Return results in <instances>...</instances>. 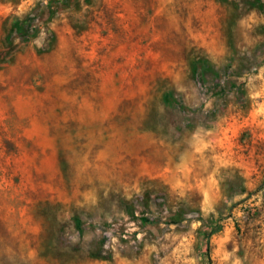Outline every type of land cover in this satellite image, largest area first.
Returning <instances> with one entry per match:
<instances>
[{"label": "rangeland", "instance_id": "374dc122", "mask_svg": "<svg viewBox=\"0 0 264 264\" xmlns=\"http://www.w3.org/2000/svg\"><path fill=\"white\" fill-rule=\"evenodd\" d=\"M50 1L0 2V42ZM57 1L0 57V264H49L46 200L105 243L81 264H264V0ZM194 48L217 75L184 73ZM160 74L183 107L154 132Z\"/></svg>", "mask_w": 264, "mask_h": 264}, {"label": "trees", "instance_id": "16d2710c", "mask_svg": "<svg viewBox=\"0 0 264 264\" xmlns=\"http://www.w3.org/2000/svg\"><path fill=\"white\" fill-rule=\"evenodd\" d=\"M21 0H0V2L13 3L15 5L19 4ZM77 2L78 0H64L65 4L68 6L72 5V2ZM58 2L57 0L50 1V4L45 6L42 4H38L34 6L31 11L22 17L19 16H9L3 23V29L6 30L7 26L15 33V37H10L9 34L4 35L1 39L0 44V57L2 59H13V56H16L18 53L19 44L22 42H29L30 38L33 37L37 32V27H34L33 24L34 18L38 21L41 20L42 17L39 16L37 10L41 8V11L44 9L50 10L51 4ZM78 4V3H77ZM76 4V5H77ZM65 5V6H67ZM75 28H79L80 25L74 24ZM33 29H35L33 31ZM50 41L54 39V35L51 32ZM16 40H20V43L16 45ZM197 49L194 48L190 51H185L184 53V61L183 65L184 73H191L194 77L201 75L204 79L207 75L213 74L217 75L218 72L214 69L213 65L209 62V59H205L201 54L196 55ZM43 53H47V51L39 50L38 54L41 55ZM152 83V101H150V105L148 109H150V113L153 114V119L150 122H153L154 127L146 128L150 129L154 132L158 131V126L156 124L159 123L157 117L159 116V107H162L165 113H174L175 111H179L178 106L181 108L183 104L179 102L176 93L175 83L172 81L170 76H166L164 74H160L159 77L154 80ZM159 105V106H158ZM160 118L162 121H166L165 116L161 114ZM161 122V121H160ZM62 155V165L65 166L66 161L64 159V152ZM64 205L62 203L55 200H46L43 204H38L34 208V216L36 219L40 221L42 231L39 235V257L44 259L49 264H81L87 260H108L105 256V243L98 242L97 240H93L92 242L87 244V247L82 245V242H73L68 241L65 242L63 240L64 235L66 234V230L68 225H72L75 227L81 238L83 237V229L82 222L79 213L72 208V215L70 217H66V211H59V209L63 208ZM60 212V213H59ZM62 213L64 215H62ZM219 231L218 228L210 227L209 230L205 231L206 238L208 239L211 235L217 233Z\"/></svg>", "mask_w": 264, "mask_h": 264}]
</instances>
